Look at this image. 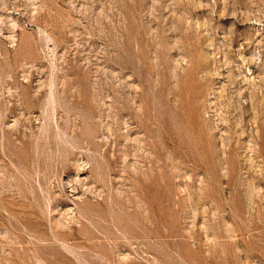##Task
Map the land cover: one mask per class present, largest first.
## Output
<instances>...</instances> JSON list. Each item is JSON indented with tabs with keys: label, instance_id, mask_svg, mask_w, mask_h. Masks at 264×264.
Returning <instances> with one entry per match:
<instances>
[{
	"label": "rangeland",
	"instance_id": "1",
	"mask_svg": "<svg viewBox=\"0 0 264 264\" xmlns=\"http://www.w3.org/2000/svg\"><path fill=\"white\" fill-rule=\"evenodd\" d=\"M0 264H264V0H0Z\"/></svg>",
	"mask_w": 264,
	"mask_h": 264
}]
</instances>
